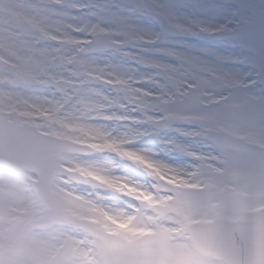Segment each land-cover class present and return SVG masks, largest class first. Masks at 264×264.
I'll use <instances>...</instances> for the list:
<instances>
[{
  "label": "snow or ice",
  "instance_id": "snow-or-ice-1",
  "mask_svg": "<svg viewBox=\"0 0 264 264\" xmlns=\"http://www.w3.org/2000/svg\"><path fill=\"white\" fill-rule=\"evenodd\" d=\"M0 264H264V0H0Z\"/></svg>",
  "mask_w": 264,
  "mask_h": 264
},
{
  "label": "rangeland",
  "instance_id": "rangeland-1",
  "mask_svg": "<svg viewBox=\"0 0 264 264\" xmlns=\"http://www.w3.org/2000/svg\"><path fill=\"white\" fill-rule=\"evenodd\" d=\"M207 42H208V41H202V44H203V43L205 44V43H207ZM209 43H210V44L213 43V44H211V45H214V46H218V45L222 46V45L219 44V43H215V42H211V41H209ZM214 46H212V47H214ZM225 51H227V52H232V53H238V52H240L241 50H240L239 48H236V47H232V49L230 50V49H228V46H227V48L225 49ZM242 70H243V71H253L254 69L252 68L251 65H247V64H245V65L243 66ZM132 158H135V157L133 156Z\"/></svg>",
  "mask_w": 264,
  "mask_h": 264
},
{
  "label": "bare ground",
  "instance_id": "bare-ground-1",
  "mask_svg": "<svg viewBox=\"0 0 264 264\" xmlns=\"http://www.w3.org/2000/svg\"><path fill=\"white\" fill-rule=\"evenodd\" d=\"M244 65L245 64H239V65H236V67L239 68L241 71H243L242 68H243Z\"/></svg>",
  "mask_w": 264,
  "mask_h": 264
}]
</instances>
